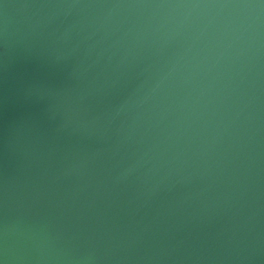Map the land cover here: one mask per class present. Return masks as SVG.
<instances>
[{
    "label": "water",
    "instance_id": "1",
    "mask_svg": "<svg viewBox=\"0 0 264 264\" xmlns=\"http://www.w3.org/2000/svg\"><path fill=\"white\" fill-rule=\"evenodd\" d=\"M0 264H264V0H0Z\"/></svg>",
    "mask_w": 264,
    "mask_h": 264
}]
</instances>
